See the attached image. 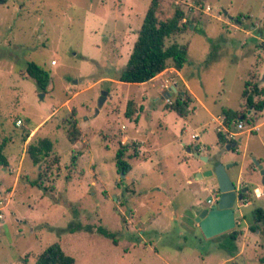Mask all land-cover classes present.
<instances>
[{
    "label": "rangeland",
    "instance_id": "1",
    "mask_svg": "<svg viewBox=\"0 0 264 264\" xmlns=\"http://www.w3.org/2000/svg\"><path fill=\"white\" fill-rule=\"evenodd\" d=\"M150 1L0 5V145L8 163L0 166V264H35L52 244L75 264H240L224 262L235 252L217 248L236 227L206 238L195 222L193 206L215 204L219 193L214 175L196 180V168L232 165L228 173H244L242 182L263 190L264 109L247 107L241 93L245 82L264 90V0H162L159 21L176 8L185 14V31L166 43L187 44L186 63L147 83L118 82ZM238 15L248 16L240 20L248 29L228 18ZM30 62L49 72L45 92L25 73ZM179 92L191 99L186 117L167 109ZM224 110L256 116L260 131L233 124L235 146H219ZM72 126L75 143L68 140ZM41 139L52 150L34 164L27 147ZM122 145L127 174L116 166ZM197 147L207 161L182 162ZM249 196L245 230L254 226L251 211H264V197ZM79 225L91 230L70 231ZM252 247L246 241L244 258Z\"/></svg>",
    "mask_w": 264,
    "mask_h": 264
},
{
    "label": "trees",
    "instance_id": "2",
    "mask_svg": "<svg viewBox=\"0 0 264 264\" xmlns=\"http://www.w3.org/2000/svg\"><path fill=\"white\" fill-rule=\"evenodd\" d=\"M8 0H0V5L6 4ZM162 4V0H151L147 11L145 13L142 25L138 31L137 39L133 45L132 52L128 58V61L124 69L118 74L116 80L126 84H143L151 81L157 75L163 73L168 67H173L175 70H182L186 63V56L188 52V45H180L177 43H171L167 45V40L171 37L182 34L186 29L184 20V12L180 8L174 10L173 15L165 20L159 21L156 17V13ZM243 17L246 19L248 16L238 15L237 21H240ZM262 33V32H260ZM25 73L34 82L38 90L45 92L47 90L50 74L48 71L42 69L37 64L30 62L25 67ZM241 97L245 100L247 107H253L256 111H262L264 109V99L255 101V97L264 98V90L259 88L257 84L251 82H245ZM191 99L186 92H179L177 98L173 103L167 106L168 110L175 112L180 117H186L190 112L188 105ZM243 112H236L233 110H224V124L230 128L235 124L241 116H245ZM72 130L68 133V140L70 143H75L78 140L79 131L75 126H72ZM219 144L225 143V138L217 133ZM28 136V135H27ZM52 142L48 139H41L36 144H29L27 147V154L30 156L34 164H39L40 161L46 158L52 150ZM4 145H0V166L2 168L8 167L6 157L3 154ZM127 151V147L122 145L116 152L115 160L118 171L123 174H127L130 171V165L124 161V156ZM44 175V174H43ZM33 185V184H32ZM247 193L244 194V199L249 200V193L253 194V189L245 188ZM253 225L249 227L252 232L257 230V225L262 224L264 226V211L258 207L250 213ZM79 229L91 230L90 226H75L70 228V231H76ZM100 234L111 238L112 234L104 231L101 228L97 229ZM242 232L233 230L232 232L225 234L227 242H224L218 247L223 250L226 249L229 252H234V243ZM115 242V241H113ZM261 263L264 264V255L261 258ZM35 264H75L74 259L67 256L58 244L49 245L44 249L36 258Z\"/></svg>",
    "mask_w": 264,
    "mask_h": 264
},
{
    "label": "water",
    "instance_id": "3",
    "mask_svg": "<svg viewBox=\"0 0 264 264\" xmlns=\"http://www.w3.org/2000/svg\"><path fill=\"white\" fill-rule=\"evenodd\" d=\"M223 13L224 15H227L225 11ZM228 18L244 29L249 28L247 24L233 20L232 17ZM251 29L254 30V27H251ZM167 95L169 96L170 94ZM106 96L107 92H101V95L98 99L96 112H98V110L103 106ZM242 118L243 116L240 117V119ZM229 147L230 146H227V149H229ZM232 147H234V144ZM195 150L196 148L194 151ZM187 152L191 153V150H187ZM193 156L199 158L202 161H207V158L200 156L197 152H193ZM231 166L232 165L217 164L213 170L197 174L199 178H207L214 175L219 192L215 204L209 208H200L194 211L195 222L206 238L227 233L235 228V213L237 204L243 202L245 190L243 189L239 191L236 184L230 179L227 169ZM259 168L261 167L259 166ZM121 176H123L122 173Z\"/></svg>",
    "mask_w": 264,
    "mask_h": 264
},
{
    "label": "crops",
    "instance_id": "4",
    "mask_svg": "<svg viewBox=\"0 0 264 264\" xmlns=\"http://www.w3.org/2000/svg\"><path fill=\"white\" fill-rule=\"evenodd\" d=\"M159 75H157V76H159ZM214 117L215 116H213V118ZM222 118H223V116H222ZM233 144H234V139L233 140H227V139L225 140V145L230 146L228 150L233 148L232 147ZM218 145L220 146L221 144H219V142H218ZM234 146H235V144H234ZM193 152H197L200 156H203V154H202L203 151L199 147H197L196 150L191 151V153H188L186 151V155L189 154L188 157H190V158H187L185 161H182V162H188L189 161V163H190L191 158H196L195 156H193ZM197 159H199V158H197ZM196 169H197L196 171H198L199 173H202V171H203L200 168H196ZM228 174H229L230 179L236 184L237 189L239 191L244 189L245 194H246L247 191L245 188L250 189L249 186H251L252 187L251 189H253V193H254L256 199L260 198V197H264V187L262 190L259 187H253L252 186L253 183L250 182V180L248 183H244L241 181L242 180V174L244 175V173L233 174V173L229 172ZM245 175H247L248 177L251 176V174L248 171L246 172ZM201 179H204V178H199L198 176L196 177V180H201ZM187 183L190 184L191 182L189 180H187ZM217 198H218V195H217ZM250 201H252V200H250ZM250 201H246L244 199L243 202L237 204L236 214H235V223H236L235 227H236V231L239 230L242 232V236L241 237L238 236L235 243L236 242L238 243L240 241H242L243 243H241L240 246L234 245L235 249H236L234 251L235 252L234 257L226 259V260H224V262H231L233 260H238L240 262V264H262L261 258L264 255V226L262 224H258V226H260V228H258L255 232H251L249 230V226H247L246 230L242 229L243 228L242 222L244 220L242 209L247 207V205L250 204ZM212 205H213V202L209 201V199H207L206 203H202V204L198 203V204L194 205L193 207L197 208L196 210H198L200 208H209ZM196 210H194V211H196ZM250 235H252V236H250ZM246 241H249L253 245V247L250 250L249 256L247 258H244ZM217 248H219V247L217 246Z\"/></svg>",
    "mask_w": 264,
    "mask_h": 264
},
{
    "label": "built area",
    "instance_id": "5",
    "mask_svg": "<svg viewBox=\"0 0 264 264\" xmlns=\"http://www.w3.org/2000/svg\"><path fill=\"white\" fill-rule=\"evenodd\" d=\"M209 10V8H208ZM55 63L52 61V64ZM221 121L219 122V131L226 137L227 140H233L235 134H232L229 131V128L224 124V117L219 118ZM256 116L251 114H246L242 119H239L235 122L236 128L240 132H245L248 134L257 133L260 131L261 125H257V121L255 122Z\"/></svg>",
    "mask_w": 264,
    "mask_h": 264
}]
</instances>
